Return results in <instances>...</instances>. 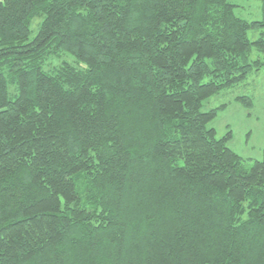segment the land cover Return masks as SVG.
<instances>
[{
	"label": "trees",
	"instance_id": "obj_1",
	"mask_svg": "<svg viewBox=\"0 0 264 264\" xmlns=\"http://www.w3.org/2000/svg\"><path fill=\"white\" fill-rule=\"evenodd\" d=\"M234 8L0 0V264H264V151L201 112L264 67Z\"/></svg>",
	"mask_w": 264,
	"mask_h": 264
},
{
	"label": "rangeland",
	"instance_id": "obj_2",
	"mask_svg": "<svg viewBox=\"0 0 264 264\" xmlns=\"http://www.w3.org/2000/svg\"><path fill=\"white\" fill-rule=\"evenodd\" d=\"M227 3L235 6L234 15L248 23H260L264 20V0H227ZM41 18H35L30 24V38L36 34ZM260 37L264 38V26L251 28L247 31V38L254 42ZM264 62V55L252 49L249 61ZM61 61L72 63L73 58L69 54L52 64ZM47 70V66H43ZM15 94V89L9 85V98ZM246 96L251 99L252 106L245 108L235 103L236 97ZM226 109H220L223 105ZM216 109L215 119L208 128L215 130L216 138L225 137L231 132L232 139L227 146L242 159L262 161L264 151V67H254L247 73L245 79L238 85L224 89L218 94L205 100L201 106V112Z\"/></svg>",
	"mask_w": 264,
	"mask_h": 264
}]
</instances>
